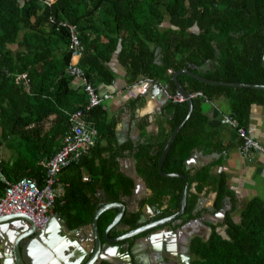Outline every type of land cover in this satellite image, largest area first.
<instances>
[{"label":"trees","instance_id":"16d2710c","mask_svg":"<svg viewBox=\"0 0 264 264\" xmlns=\"http://www.w3.org/2000/svg\"><path fill=\"white\" fill-rule=\"evenodd\" d=\"M69 25H76L83 48L77 65L97 91L115 79L109 66L114 55L125 68L127 83L149 77L170 94L177 91L172 73L182 68L212 80L264 84V0H0V145L8 151L1 158L3 174L10 180L30 176L41 186L44 169L39 161L61 147L69 113L80 108L96 129L95 142L60 171L62 190L55 196L53 212L73 230L91 222L100 189L106 202L129 195L133 179L118 170L124 151L133 153L136 171L151 189L142 203L160 206L169 196L165 209L152 218L176 212L183 180L162 175L158 161L170 132L187 114V102L167 100L170 132L159 138L147 135L135 146L130 140L118 144L117 119L109 117L103 104L85 109L84 86L74 87L67 72ZM177 79L188 93L201 92L191 97V113L162 163L164 172H179L188 180L185 211L179 217L185 222L204 211L193 214L204 187L216 192L215 210L225 197L231 201L223 221L211 223L207 238H191L189 264H264V198H249L234 220L237 205L225 174H212V163L195 170L185 164L194 149H223L218 127L204 113L203 103H218L221 109L216 112L246 126L252 105L264 104V88L213 84L187 73ZM3 191L0 181V196ZM115 214V208L99 214L100 235ZM138 219L139 210H127L120 222L132 229L140 225ZM124 231L110 230L108 235Z\"/></svg>","mask_w":264,"mask_h":264},{"label":"crops","instance_id":"0c3cea01","mask_svg":"<svg viewBox=\"0 0 264 264\" xmlns=\"http://www.w3.org/2000/svg\"><path fill=\"white\" fill-rule=\"evenodd\" d=\"M109 66L115 73V79L110 86H101V90L99 91L111 93V97L105 100L104 107L108 112L109 117L117 119L115 125L117 143L121 144L130 140L133 146H135L137 143L143 141L147 135H158L159 138V136L165 135L166 132H170L168 119L171 115L165 107L167 100L169 99H165L163 92L153 86L155 82L127 83L125 68L118 62L115 55L109 62ZM73 86L76 87L78 85L73 84ZM202 108L204 113L209 117L210 121L218 127L219 138L221 145H223V149L219 152L211 153H204L203 150L196 149L193 157H191L192 161H190V165L188 167L195 170L200 166L212 163V174L216 175L220 172L225 174L228 188L232 192L235 204L237 205L235 210L232 212V217L234 220H237L240 209L249 198L253 196L264 198V155L257 151L246 155L240 151L238 137L235 130L220 123V116L224 112H216V109H221L218 103L207 101L202 104ZM142 125L143 128L141 127ZM245 127L249 134L264 146V104L252 105ZM143 131L144 134H146L144 136H142ZM0 147L4 150L2 158H5L8 151L3 146L0 145ZM134 163L135 159L133 157V153H129L128 151H124L123 155L118 158V170L127 176L129 174H134L136 178L137 190L135 191L134 196L137 197L139 204L136 205L137 203H135V205H133V207H135L134 209H131V211L139 210V208L141 209L142 201L149 197L152 193L143 177L137 173ZM194 185L195 183L193 182L191 185V191L193 192L195 191ZM57 189L58 192H61V184L57 185ZM102 192H100V190L98 192V203L103 201L105 194L104 191ZM127 196L128 195H125L123 199ZM199 198L202 200L200 204L201 209H204L200 216H203V219H205V226L195 224L197 226V230L195 231L194 236L199 235L203 238H207L211 230V223H221L224 216L219 218L215 214L218 210L215 209L213 215H210L209 212L208 214L204 213L207 210L214 208L216 192L213 189L210 187H204L199 194L198 199ZM168 199L169 196H165L160 206L156 204L154 205L162 211L167 206ZM223 201L225 204L224 210L226 212L231 207V201L228 197H225ZM145 203L150 202L146 201L142 204ZM153 215L155 216V214ZM147 218V220L153 219L152 216H148ZM221 219L222 221H220ZM161 227L169 229L172 228V225L166 224ZM118 229L122 228L117 225L110 230L117 231ZM218 229L222 231L223 226L219 225ZM89 230L90 223L70 230L69 236L74 240L73 243L81 245L85 249L89 250L92 246L91 240L87 235ZM188 230L190 231L189 228ZM198 230L200 233H198ZM131 239L132 238H129L117 243L121 245V249L117 256L120 257L119 259L122 261V264H126L127 262V259H125L126 254L123 250L124 248L126 249L127 243L133 245V241ZM171 241L170 237H168L167 242L169 243ZM140 244L143 245V243ZM175 245L178 246V242ZM138 253L146 259L144 256L146 253L144 246H141V250L139 252H135L137 255ZM154 264L159 263L157 262ZM171 264H178V262L173 260L171 261Z\"/></svg>","mask_w":264,"mask_h":264},{"label":"water","instance_id":"95a60500","mask_svg":"<svg viewBox=\"0 0 264 264\" xmlns=\"http://www.w3.org/2000/svg\"><path fill=\"white\" fill-rule=\"evenodd\" d=\"M261 65L264 68V52L261 58ZM180 73H187L201 81L209 82L213 84L264 88V84L230 82V81L208 79L186 68L175 70L172 73V79L174 81L176 89L185 97V101L187 102V106H188L187 114L182 119V121L173 129L167 141L165 142L164 148L162 150V153L158 161V170L164 176H176L182 178L183 186L180 195L179 209L170 215L147 220L148 216L153 217L154 216L153 214L158 215L161 212V209L156 207L152 203H145L142 205L141 209L139 208L138 222L140 223V225L135 228L128 229L126 225L120 222V219L125 211L134 209L135 206L133 207V205H135V203L138 202L137 197L134 196L135 191L137 190L136 178L134 174H129L128 176L133 179L134 184L131 193L125 199H123L122 201H113V202H106L103 200L98 203L97 208L95 209L91 218L90 230L87 233L92 243V246L89 250L85 249L81 245H77L76 243H73L74 240L69 236V232L71 229L68 228L65 221L58 214L54 213L50 220V223H48L43 230H37L36 237H40V239L43 240L46 245L52 248L51 250L48 249L46 250L40 247L39 255L41 257H46V258L40 259L39 257L41 263L38 262L37 264H43V262L47 261L48 259L50 261L52 254L54 255L57 254L59 258L62 260V262H64V264H96L97 260L109 262L112 264H122L121 263L122 261L119 259L120 257L117 256V254L121 249V245L117 243L123 240H127L129 238H132L133 245L127 243L126 249L122 245L124 248L123 252L126 254V258H125L127 259L126 264H154L157 262L159 264H171V261L173 260L179 262L180 260H182L181 259L182 255L180 253L181 250L187 252L186 254L187 257L185 259L187 264H189V242L191 238L194 237L195 235L193 231L188 232L187 242H184L185 244L184 243L178 244V246H176L175 244H168L167 238L170 237V239L172 240L171 242H173L177 239L175 234L178 233V236L180 234L178 230L184 231V230H188V228L192 229L193 224H200L205 226V219H203V216L199 215L198 217H194L183 222V219L179 216L182 215L185 211L188 180L186 176L182 173L164 172L162 170V163L169 149L170 143L192 110L191 97H189L188 92L184 89V87L177 79V75ZM153 86L158 88L161 92L163 91V85H161L160 83L155 82ZM164 97L165 99H167L165 95ZM194 151H196V149L193 150L190 156L185 160V164L187 166H189L190 161H192L191 157H193ZM102 191L104 190L100 189V192ZM201 202L202 200L199 198L194 207L193 214H195L197 211L201 209L200 206ZM224 207L225 204L223 201L221 208L215 213L219 218H222L224 216L225 213ZM110 208H115L116 214L114 215L112 220L107 224L102 235H100L97 227V218L100 213ZM208 212L210 215H213L214 208H211L204 213L208 214ZM220 221H222V219ZM4 222H8L9 223L8 226L12 229H15L18 235L15 238L14 244L12 246L13 253H8L6 254L5 257L0 256V264H9L10 262H12V264H35V261L32 258L28 248L26 247V245L23 244L25 236H32L35 233L36 227L33 225L32 221L29 219V217L20 213H10V214L0 215L1 233H4V230L1 231V229H3L1 224ZM166 224H171L172 228L165 229L164 227H161ZM117 225H119L122 229H125V231L116 236H109L108 231ZM158 227L161 228L154 230ZM145 231H147L145 234L139 235ZM1 233H0V240H3L6 237V233L4 234ZM51 238L60 240L61 242L64 243V246L61 243L57 247L53 248V245L55 244V239L54 241H47L48 239ZM140 243H143V245H141ZM141 246H144L146 249V253L144 254V256L146 257L147 261L149 260L148 263L143 262L144 258L141 254L139 253L138 255L135 254V252H139L141 250ZM181 247H183V249H181ZM33 250L34 252H36V249L33 248ZM72 250H77L79 253L78 256L73 258L70 254V251ZM54 260H52L53 264H54Z\"/></svg>","mask_w":264,"mask_h":264},{"label":"built area","instance_id":"2783aa9c","mask_svg":"<svg viewBox=\"0 0 264 264\" xmlns=\"http://www.w3.org/2000/svg\"><path fill=\"white\" fill-rule=\"evenodd\" d=\"M50 2L51 0H47ZM66 25V23H63ZM70 41L68 48L71 50V59L67 67V72L73 76L72 84H81L87 95L85 109L92 106L103 104L106 99L111 97V93L105 91H97L96 88L86 80L83 70L77 65V61L83 52L80 43L76 25H69ZM21 74L20 77H24ZM138 83L154 82L151 78H140ZM163 94L173 101H183L185 97L177 90L174 94H170L163 87ZM189 97H193L201 92L188 93ZM84 111L80 108L69 113V127L63 135L61 147L49 158L41 159L39 164L44 169L42 177V185L39 186L35 178L30 176H22L16 180L8 179L0 167V181L4 184L3 194L0 196V215L10 213L24 214L32 221L38 230H43L53 216V204L55 196L58 192L57 185L59 173L65 166L79 160L82 154L88 152L93 146L96 138V129L91 126L84 118ZM220 121L237 131L241 143L240 151L246 155L250 152H260L264 155V146L252 138L245 126L240 124L236 118L231 117L227 113H222ZM1 163V158H0ZM86 180L87 177L83 176ZM8 222L1 224L3 229L10 228Z\"/></svg>","mask_w":264,"mask_h":264},{"label":"flooded vegetation","instance_id":"af4514ba","mask_svg":"<svg viewBox=\"0 0 264 264\" xmlns=\"http://www.w3.org/2000/svg\"><path fill=\"white\" fill-rule=\"evenodd\" d=\"M139 204V202H137V205ZM143 204H141L142 206ZM54 213V212H53ZM50 223V221H49ZM193 228H189L190 231H193V233H195V231L197 230V226L195 224L192 225ZM178 228V227H177ZM36 229V228H35ZM4 230V233H6V237L3 239V240H0V256L1 257H5L6 254L8 253H13V244H14V241H15V238L17 237V231L15 229H12V228H8V229H1V231ZM37 230H35V233L34 235L32 236H25L24 237V241H23V244L26 245V247L28 248L32 258L34 259L35 261V264H37L38 262H40L39 260V257L40 259H45L46 257H41L39 255V249L40 247L44 248V249H48V250H51L52 248H50L48 245H46L44 243L43 240L40 239V237H36V234H37ZM178 232H180L179 236H178V233L175 234V236L177 237V239L174 241V242H169L168 244H176L178 242V244H183L184 242H187V238H188V232L189 230H178ZM1 233V232H0ZM4 233H1V234H4ZM198 233H200V231L198 230ZM55 238H51V239H48L47 241H54ZM60 240H56L55 239V244L53 245V248L57 247L58 245H60L62 243V245L64 246V243L63 242H59ZM185 244V243H184ZM34 249H36V252H34ZM181 249H183V247H181ZM69 251V250H68ZM181 255H182V260H180L178 262V264H187L186 262V254L187 252L184 251V250H181L180 251ZM34 254V255H33ZM70 254L71 256L74 258L76 256H78V251L77 250H72L70 251ZM45 256V255H44ZM52 258L54 259L55 258V264H64V262H62V260L59 258V256L57 254H52ZM146 258V257H145ZM8 259V257H7ZM149 261V260H148ZM147 259H144L143 262L145 263H148ZM101 260H97L96 264H100ZM9 263V262H8ZM9 264H12V262H10ZM43 264H53L52 260L49 261V259L45 262H43Z\"/></svg>","mask_w":264,"mask_h":264},{"label":"rangeland","instance_id":"374dc122","mask_svg":"<svg viewBox=\"0 0 264 264\" xmlns=\"http://www.w3.org/2000/svg\"><path fill=\"white\" fill-rule=\"evenodd\" d=\"M4 155V150H2V148L0 147V158H2V156Z\"/></svg>","mask_w":264,"mask_h":264},{"label":"bare ground","instance_id":"6f19581e","mask_svg":"<svg viewBox=\"0 0 264 264\" xmlns=\"http://www.w3.org/2000/svg\"><path fill=\"white\" fill-rule=\"evenodd\" d=\"M60 242V241H59ZM61 243V242H60ZM34 255V254H33ZM51 260H54L52 257H51ZM54 264H55V260H54ZM57 264V263H56ZM60 264V263H59Z\"/></svg>","mask_w":264,"mask_h":264}]
</instances>
